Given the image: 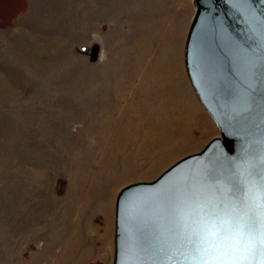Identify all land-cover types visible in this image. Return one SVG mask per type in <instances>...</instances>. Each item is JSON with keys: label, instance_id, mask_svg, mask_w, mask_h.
I'll return each instance as SVG.
<instances>
[{"label": "rangeland", "instance_id": "obj_1", "mask_svg": "<svg viewBox=\"0 0 264 264\" xmlns=\"http://www.w3.org/2000/svg\"><path fill=\"white\" fill-rule=\"evenodd\" d=\"M194 9L25 0L0 26V264H111L118 191L218 135L183 66Z\"/></svg>", "mask_w": 264, "mask_h": 264}, {"label": "water", "instance_id": "obj_2", "mask_svg": "<svg viewBox=\"0 0 264 264\" xmlns=\"http://www.w3.org/2000/svg\"><path fill=\"white\" fill-rule=\"evenodd\" d=\"M250 2L257 14H264V0ZM193 4L194 14L183 48V66L195 99L218 135L199 151L169 165L153 180L130 183L118 191L114 203L111 264H125L133 244L148 249L156 242L158 230L166 221L155 216L142 202L161 186L197 169L200 162H212L220 153L240 158L245 153L259 155L264 147V76L259 69L249 94L248 110L241 112L240 106L246 89L244 61L253 57L254 50L255 57L260 54L255 36L229 0H193ZM97 56L98 46L93 45L90 61H95ZM141 259L149 264L148 255Z\"/></svg>", "mask_w": 264, "mask_h": 264}, {"label": "snow or ice", "instance_id": "obj_3", "mask_svg": "<svg viewBox=\"0 0 264 264\" xmlns=\"http://www.w3.org/2000/svg\"><path fill=\"white\" fill-rule=\"evenodd\" d=\"M229 3L249 24L260 53L255 57L254 50L244 61L243 112L257 69L264 76V14H257L250 0ZM142 204L166 224L148 249L133 244L125 264H145L143 255L149 264H264V147L259 155L220 153L212 162H200Z\"/></svg>", "mask_w": 264, "mask_h": 264}, {"label": "trees", "instance_id": "obj_4", "mask_svg": "<svg viewBox=\"0 0 264 264\" xmlns=\"http://www.w3.org/2000/svg\"><path fill=\"white\" fill-rule=\"evenodd\" d=\"M18 1V3L15 5L16 7L18 6V4H19V1H21V0H17ZM25 8V0H22V6H21V8H19V9H17L13 14H12V16H11V18H7V20H5V21H2V19H0V26H3V25H9L11 22H12V20H13V16H15V15H17L20 11H22L23 9ZM16 9V8H15ZM2 22H4V23H2Z\"/></svg>", "mask_w": 264, "mask_h": 264}, {"label": "crops", "instance_id": "obj_5", "mask_svg": "<svg viewBox=\"0 0 264 264\" xmlns=\"http://www.w3.org/2000/svg\"><path fill=\"white\" fill-rule=\"evenodd\" d=\"M15 8L11 9L9 13L7 11L0 12V19H2V21L7 20V18L10 17L9 15L15 12Z\"/></svg>", "mask_w": 264, "mask_h": 264}, {"label": "bare ground", "instance_id": "obj_6", "mask_svg": "<svg viewBox=\"0 0 264 264\" xmlns=\"http://www.w3.org/2000/svg\"><path fill=\"white\" fill-rule=\"evenodd\" d=\"M16 6H14V8H15ZM194 8H195V6H194ZM186 37V36H185ZM184 48V47H183Z\"/></svg>", "mask_w": 264, "mask_h": 264}]
</instances>
